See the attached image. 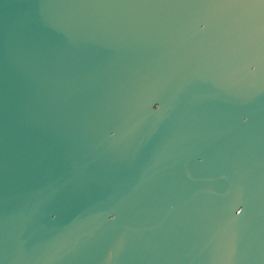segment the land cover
Returning <instances> with one entry per match:
<instances>
[{
  "label": "water",
  "instance_id": "1",
  "mask_svg": "<svg viewBox=\"0 0 264 264\" xmlns=\"http://www.w3.org/2000/svg\"><path fill=\"white\" fill-rule=\"evenodd\" d=\"M0 264H264V0H0Z\"/></svg>",
  "mask_w": 264,
  "mask_h": 264
},
{
  "label": "clouds",
  "instance_id": "2",
  "mask_svg": "<svg viewBox=\"0 0 264 264\" xmlns=\"http://www.w3.org/2000/svg\"><path fill=\"white\" fill-rule=\"evenodd\" d=\"M240 211H241V210L239 209V211L237 212V215H239Z\"/></svg>",
  "mask_w": 264,
  "mask_h": 264
}]
</instances>
